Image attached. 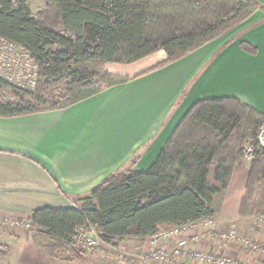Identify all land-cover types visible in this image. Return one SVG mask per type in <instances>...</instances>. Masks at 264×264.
Here are the masks:
<instances>
[{
	"label": "trees",
	"instance_id": "16d2710c",
	"mask_svg": "<svg viewBox=\"0 0 264 264\" xmlns=\"http://www.w3.org/2000/svg\"><path fill=\"white\" fill-rule=\"evenodd\" d=\"M44 1L35 15L26 0H0V38L25 46L38 65L33 91L12 86L19 100L0 93V116L67 107L130 79L109 72L106 63L129 64L163 50L166 58L153 68L166 65L236 28L259 8L253 0ZM240 47L257 53L247 42ZM8 86L0 79V89ZM26 93L39 104L26 101ZM262 126L264 114L235 97L199 100L148 170L118 171L74 206L33 210L28 219L34 239L49 255L77 256L82 253L78 237L90 227L105 243H114L214 216L243 144L256 146ZM262 152L256 151L249 167L242 216L256 185H263L264 198ZM257 214L263 216L264 207Z\"/></svg>",
	"mask_w": 264,
	"mask_h": 264
},
{
	"label": "crops",
	"instance_id": "0c3cea01",
	"mask_svg": "<svg viewBox=\"0 0 264 264\" xmlns=\"http://www.w3.org/2000/svg\"><path fill=\"white\" fill-rule=\"evenodd\" d=\"M253 1L259 8L241 25L253 21L252 26L240 29L241 36L225 46L229 32L157 68L153 67L166 58L163 50L129 64L106 63V70L130 79L64 108L0 116V214L29 215L42 207L74 206L118 171L148 170L199 100L235 97L264 114V0ZM26 2L32 12L45 7L44 0ZM241 41L256 47L257 53L242 50ZM248 175V162L235 164L214 215L217 231L235 226L253 242L258 236L264 242V236L253 231L264 222L255 217L247 229L240 225ZM33 243V235L22 230L0 231V244H21V250L43 256ZM191 247L240 255L239 248L224 247L215 234ZM251 252L256 254L246 256L250 261L264 264L259 251ZM258 254L260 262L253 260Z\"/></svg>",
	"mask_w": 264,
	"mask_h": 264
},
{
	"label": "built area",
	"instance_id": "2783aa9c",
	"mask_svg": "<svg viewBox=\"0 0 264 264\" xmlns=\"http://www.w3.org/2000/svg\"><path fill=\"white\" fill-rule=\"evenodd\" d=\"M38 65L33 54L25 46L0 38V79L10 86L21 90H30L36 83ZM256 151H263L261 154L264 160V126L256 135V146L251 143L244 149V156L248 159L256 158ZM264 222V216L256 217ZM9 225L18 224L29 228L31 222L23 219H5ZM209 233L216 235L222 244L236 243L248 246L264 254V246L259 243H251L245 235L241 234L235 226H230L223 231H217L214 216L203 217L182 225L168 229L159 230L157 233L144 237L149 249L138 253L123 252L117 247L111 246L115 251V257L125 258L133 264H247L233 256L192 248L200 236ZM80 246L85 249H92L100 243H105L98 235L95 228L90 227L85 233L78 237Z\"/></svg>",
	"mask_w": 264,
	"mask_h": 264
},
{
	"label": "rangeland",
	"instance_id": "374dc122",
	"mask_svg": "<svg viewBox=\"0 0 264 264\" xmlns=\"http://www.w3.org/2000/svg\"><path fill=\"white\" fill-rule=\"evenodd\" d=\"M43 9L44 8L37 10V11H35V9H34V11L33 12L31 11V12L36 15L37 13L41 12ZM261 11H262V13H264L263 9H261ZM252 23H253V21L246 24L247 27L245 25L241 26L242 24H240L235 29L229 31V33H227V35H226L227 38L224 39V40H226L225 43L228 42V44H229V43L233 42L234 40L238 39L241 36L240 32H238V31L242 28L248 29V27L252 26ZM225 43H224V45H225ZM36 84H37V82L35 83L33 88L30 89L31 91L34 90ZM54 87H55V89L61 88V87H63V83L61 82L59 84H56ZM0 93L6 99L19 100V95L14 93L12 86L1 88ZM51 95L55 96V93H51ZM23 96H24L26 101L35 103L37 105L39 104V102L34 99L33 95H29V93H26ZM249 144H250V141L246 140L245 143L243 144V150ZM240 160H245L246 162H248L249 167H250L251 162L255 159L250 160V159L246 158L244 156V154H242V157ZM262 189H263L262 184H258V186L256 185V190H255L251 200H249L248 206L250 209L248 208V210H249L248 214L246 213V215H244V216L239 214L240 218L242 217V221H243L242 224H240V225L242 227H245L246 229H247V225H249L248 224L249 220L251 221V225H253L252 220L255 217H257L258 208L263 209V207H264L263 206L264 198L262 197V195H263ZM245 193H246V191H245ZM250 216H252V217H250ZM13 218L14 219H23V220L25 219L27 221L29 220L28 215H11V214L1 215L0 214V231L5 230L7 232H14L15 233V232H18L19 230H22L25 233V235L28 234L30 236L32 234L33 238H34V231L32 230L31 226L29 228H26L25 226H21L18 224L9 225V224H6V222H4L5 219H13ZM246 218H248V219H246ZM229 227L230 226H228L226 229H228ZM255 227H257V229L259 230V231L253 230V231L257 232L256 236L258 234H261L262 236H264V223H261L259 226H254V228ZM236 228L241 234L245 235L240 230L241 228H238V227H236ZM226 229H224V230H226ZM203 235H205V236H202V235L200 236L201 240L202 239L204 240V238L207 237V235L211 236V234H209V233H205ZM246 238L251 243H255V242H253L255 239L251 240L247 236H246ZM260 239L263 240V238L261 236H258L256 243H259L261 246H264V242L261 241ZM39 242H37L34 239L33 244L35 246H37L38 248L42 249V247L39 245ZM41 244H42V242H41ZM15 245L11 244L10 248L7 245L8 250L7 249L3 250L2 246H6V245L0 244V264H133L132 261L125 258V256L121 259H117L115 257V251H113L111 246L117 247V249H119L120 251L129 252V253H138V252H142V251H147V249H149L147 241L144 238H139V237L138 238L125 237L123 239L115 240L114 243H100L96 247L89 249V250L82 248L81 249L82 253L80 255H77V256L72 254V253H69V252H67V253L62 252L63 254H61V255L56 253L55 255L52 256V255H49L43 249L42 250L45 253L43 254V256H39V254L38 255L34 254L30 249L21 250V244H15ZM224 247H228V249L229 248H239V250H240V252H239L240 255H238V254L237 255H229V254H227V252L225 255L233 256L234 258L240 259V260L246 262L247 264H256L255 262L253 263L252 261H250L246 257L248 255L251 256L252 254H256L255 252H251V250H254L251 247H248V246L245 247L243 245H238L236 243L224 244ZM254 251H257V250H254ZM210 252H213V251H210ZM259 253L261 254V256L262 255L264 256V254L261 251H259ZM258 255L253 260L254 261L257 260L258 262H260V259H262V258L260 255L259 256ZM263 259H264V257H263ZM149 264H159V263L154 262V263H149Z\"/></svg>",
	"mask_w": 264,
	"mask_h": 264
}]
</instances>
